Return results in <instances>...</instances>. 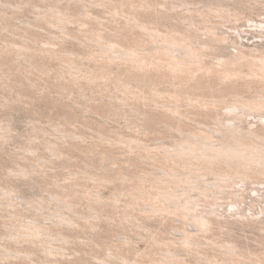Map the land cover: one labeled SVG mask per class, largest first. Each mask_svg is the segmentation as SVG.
<instances>
[{
  "label": "rangeland",
  "instance_id": "rangeland-1",
  "mask_svg": "<svg viewBox=\"0 0 264 264\" xmlns=\"http://www.w3.org/2000/svg\"><path fill=\"white\" fill-rule=\"evenodd\" d=\"M135 20L194 44L211 29L222 40L186 72L141 68L112 53L149 52L151 31ZM263 21L264 0H0V264H206L224 243L239 264H264L259 176L195 189L187 209L150 210L160 190L182 191L174 170L215 181L169 151L192 134L216 139L237 94L264 91V79L231 88L215 72L239 41L264 48ZM258 114L235 123L264 136ZM193 214L209 228L196 230Z\"/></svg>",
  "mask_w": 264,
  "mask_h": 264
},
{
  "label": "bare ground",
  "instance_id": "bare-ground-1",
  "mask_svg": "<svg viewBox=\"0 0 264 264\" xmlns=\"http://www.w3.org/2000/svg\"><path fill=\"white\" fill-rule=\"evenodd\" d=\"M198 14H201V12L199 11ZM132 24L134 27L151 31L150 35L152 36V44L150 45L149 52L146 53L141 51L139 53L136 52L137 50H128L113 46L115 48V50L112 52L113 57H119L125 60L136 62L141 68H145L148 65H157L163 68L166 67V70L170 69V71L174 74L182 71L186 72L187 70L197 66L201 60V53H204V51L201 49H204L205 46L211 47L210 45L212 44H209L210 40L211 43L212 41L222 40L219 38V36H216L215 31L211 29L212 27H210L211 30L208 29L209 43H207L208 40L207 42L204 40L206 42L204 43V46L203 44H199V42L198 44H194V42L190 41L189 35L185 32V30H174L162 33L156 29L153 30L150 27L148 28L146 24L140 21L138 22L135 20ZM239 42H233V44L236 43L234 44L235 51L226 57L225 60H223V63H221L222 68L215 71L219 78L231 88L238 87V85L235 83L236 78L245 79L244 84H248L250 81H253V79H264V48H259V46L257 47L255 45L254 47H250ZM160 53L166 57L162 58ZM227 109L229 112L228 116L231 115L228 118L229 124L224 128V125L221 128L218 127L219 129L216 128L217 132L219 131L221 134L216 139H212V134H192L176 143L174 148L169 151V155L171 156H189V160H181H184V162L187 161L185 162L186 165H184L186 168L191 169L189 170L190 172H195L191 166L196 167L197 165L200 166V168H208L211 170V172H213L215 181L212 183L206 182L202 184L198 177L194 178L190 173L186 174V176L183 175V178L181 176L182 174H178L176 170H174L175 172L173 171L174 173L171 171V181L174 180L172 182H174L176 186H180L182 191L177 192L179 188L175 190L172 188L171 191H169L170 189L160 190L158 195L162 201V205L157 207L153 206L150 208V210H157L159 207L163 209L185 207L187 209L190 207L189 202H191L190 199L192 198L193 190L196 189L198 190V194L205 196L213 194L215 192V190H213L214 188H218L222 192L224 191V186H226L229 181L234 178H238L241 182H243L252 178L253 176H259L262 182H264V136H260V134L255 132L256 130H244L243 128L236 125V119L244 112L246 113V111H254L256 113L258 112V115L261 118L264 117V91L257 95L237 94L235 100H233V103L227 106ZM192 159L194 160L192 161ZM215 165L216 168H214ZM230 168H233V170ZM164 183L166 184L165 180ZM232 204L233 205H231V207L233 209H237V202L233 201ZM213 212L214 211H212V213ZM193 221L197 226L196 230L198 231L207 230L209 228V224L212 222L210 218L197 214H193ZM194 237H192L190 233L188 234L187 232V234L184 235L183 243H195L196 239ZM220 251L222 259L219 260L213 258L206 264H239V261L234 257L236 252L235 244H221ZM157 264L178 263L168 260ZM247 264L261 263L248 262Z\"/></svg>",
  "mask_w": 264,
  "mask_h": 264
}]
</instances>
